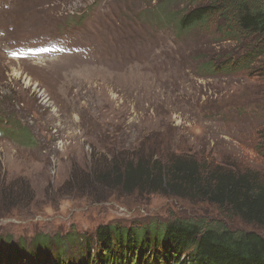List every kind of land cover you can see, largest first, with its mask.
<instances>
[{
  "label": "rangeland",
  "instance_id": "rangeland-1",
  "mask_svg": "<svg viewBox=\"0 0 264 264\" xmlns=\"http://www.w3.org/2000/svg\"><path fill=\"white\" fill-rule=\"evenodd\" d=\"M190 3L0 0V119L23 127L0 134V264H70L86 249L82 238L98 251L102 225L144 228L174 216L264 235L207 201L96 179L112 158L157 150L264 173L261 82L243 70L204 74L235 43L219 41L216 27L178 38L174 13ZM54 38L83 51L23 58L19 46ZM71 233L79 244L57 242Z\"/></svg>",
  "mask_w": 264,
  "mask_h": 264
},
{
  "label": "trees",
  "instance_id": "trees-1",
  "mask_svg": "<svg viewBox=\"0 0 264 264\" xmlns=\"http://www.w3.org/2000/svg\"><path fill=\"white\" fill-rule=\"evenodd\" d=\"M177 15L178 38L195 27H216L222 34L219 41L235 43L230 51L220 55L222 63L204 64L203 69L208 72L204 74L243 70L258 77L259 92L264 95V0H191L190 6L175 11L174 16ZM0 122L7 134L17 137L23 132L12 115ZM257 150L264 154V141ZM111 160L114 161L105 163L96 177L98 183L128 193L149 190L207 201L222 213L239 217L259 230L264 228V173L260 171L211 164L195 154L168 155L158 150L147 157ZM96 236L98 251L89 246V238H82L86 249L81 248L80 259H73L70 264H264V235L259 231H236L202 219L174 216L144 228L107 224L98 228ZM58 238L62 245L79 244L80 240L75 233ZM50 240L45 236L43 245L47 247ZM17 252L22 250L18 248Z\"/></svg>",
  "mask_w": 264,
  "mask_h": 264
}]
</instances>
